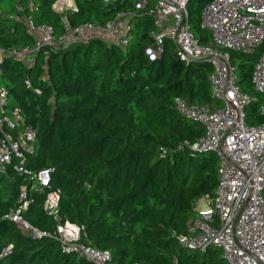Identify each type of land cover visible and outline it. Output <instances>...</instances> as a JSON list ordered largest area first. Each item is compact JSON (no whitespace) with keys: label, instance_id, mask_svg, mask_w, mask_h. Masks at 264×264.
Returning a JSON list of instances; mask_svg holds the SVG:
<instances>
[{"label":"trees","instance_id":"trees-1","mask_svg":"<svg viewBox=\"0 0 264 264\" xmlns=\"http://www.w3.org/2000/svg\"><path fill=\"white\" fill-rule=\"evenodd\" d=\"M56 1L20 0L19 8L16 0H0V46L34 45L23 16L61 32ZM208 1L189 4L191 29L203 44L212 39L200 26ZM76 4V10L66 11L75 25L105 24L126 8L122 0ZM154 27L151 16L142 14L131 18L127 46L95 36L66 47H42L33 63L4 57L0 85L9 105L20 107L26 123L37 128V152L27 157V165L33 171L53 168L50 187L30 191L33 200L23 215L40 230L56 233L60 220L45 209V199L49 190H58L61 221L84 226L81 241L112 250L113 264H228L219 247L193 254L178 240L199 197L214 195L220 158L214 151L188 148L205 127L182 115L174 100L210 102L214 68L206 60L183 61L169 39L150 59L145 50ZM263 51L264 43L252 52L231 51L244 92L254 88L252 73ZM258 96L249 124L264 122V95ZM13 164L0 175V264H94L64 252L55 237H32L5 217L28 185Z\"/></svg>","mask_w":264,"mask_h":264},{"label":"built area","instance_id":"built-area-1","mask_svg":"<svg viewBox=\"0 0 264 264\" xmlns=\"http://www.w3.org/2000/svg\"><path fill=\"white\" fill-rule=\"evenodd\" d=\"M118 0H101L108 4ZM126 8L105 24L85 21L73 24L66 14L76 10V0H57L53 8L62 14V31L57 33L50 24H36L32 17L23 16L28 29L35 35L33 46L11 48L0 46V64L11 56L35 61L42 47H66L91 37H101L109 43H130L131 18L147 14L154 22L149 33L152 42L146 53L156 59L172 40L180 59L185 62L206 60L214 68L210 74V102L198 103L188 97L174 100L184 116L205 127V134L189 149L195 152L214 151L220 158L219 180L214 195H202L204 207L196 205V213L187 221V231L178 235L188 249L205 251L212 246L221 248L228 264H264V122L248 123L247 106L264 95V51L255 63L253 90L244 92L238 83L237 66L231 51L252 52L264 43V0H209L202 9L200 26L209 30L211 41L201 43L191 29V0H122ZM23 8L20 0H16ZM30 6L35 7L33 3ZM10 18H19L10 14ZM28 82V81H27ZM264 113V104L261 107ZM37 152V128L26 123L20 107L9 105L8 91L0 85V175L13 161L15 171L26 174L19 196V205L5 217L19 222L32 237L51 235L61 243L66 253H76L94 264H113L110 249H101L81 241L84 226L69 220L59 221L56 233L40 230L23 215L31 201V190L44 192L50 187L53 168L33 171L27 157ZM60 192L49 190L45 209L57 219ZM137 264V263H136ZM173 264H179L175 260Z\"/></svg>","mask_w":264,"mask_h":264},{"label":"rangeland","instance_id":"rangeland-1","mask_svg":"<svg viewBox=\"0 0 264 264\" xmlns=\"http://www.w3.org/2000/svg\"><path fill=\"white\" fill-rule=\"evenodd\" d=\"M194 1H192V3H193ZM129 3H131V0H129ZM31 57H27V58H25L24 59V61L26 62V63H30L31 62ZM257 95H259V94H257ZM258 98H259V96H258ZM257 104V101H254L253 102V104H249L248 106H247V111H248V114L250 115V111H251V109H252V107H254L255 105ZM7 182H3V184L2 185H4V184H6ZM198 205H201V206H205L206 204L202 201V197L200 196L199 197V199H198ZM217 246H212L210 249H212V250H214L215 248H216ZM188 252H190V253H193V254H195V253H199L200 255H202L203 254V251H197V250H195V249H186Z\"/></svg>","mask_w":264,"mask_h":264},{"label":"bare ground","instance_id":"bare-ground-1","mask_svg":"<svg viewBox=\"0 0 264 264\" xmlns=\"http://www.w3.org/2000/svg\"><path fill=\"white\" fill-rule=\"evenodd\" d=\"M61 221V220H60Z\"/></svg>","mask_w":264,"mask_h":264}]
</instances>
